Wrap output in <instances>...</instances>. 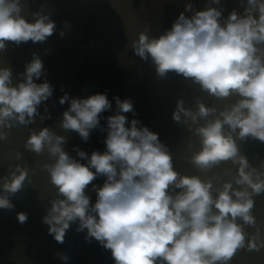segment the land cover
Here are the masks:
<instances>
[{"label": "clouds", "instance_id": "obj_1", "mask_svg": "<svg viewBox=\"0 0 264 264\" xmlns=\"http://www.w3.org/2000/svg\"><path fill=\"white\" fill-rule=\"evenodd\" d=\"M231 2L229 10L228 0H203L201 8L186 0L163 32L150 35L145 25L134 38L126 34V50L149 64L158 81L179 77L191 92L178 96L171 119L185 130L180 158L193 174L176 170L171 146L137 117L131 97L110 100L106 90L70 97L61 86L58 103L68 106L56 127L63 132L86 143L101 127V114L114 113L102 129L105 150L89 155L74 148L73 157L67 136L47 125L28 128L52 119L48 101L55 89L41 56L32 52L15 79L10 66H0V141L24 126V149L47 157L29 167L23 153H14L18 163L0 174V210H15L14 198L35 187L39 169L54 189L40 197L47 234L64 244L75 225L86 243L110 253L112 264H231L240 250L264 249L253 215L255 197L264 195V158L253 164L242 151L249 141L264 144V0ZM24 7L25 0H0V52L45 43L56 32L46 4L32 19ZM28 219L16 212L20 225Z\"/></svg>", "mask_w": 264, "mask_h": 264}]
</instances>
